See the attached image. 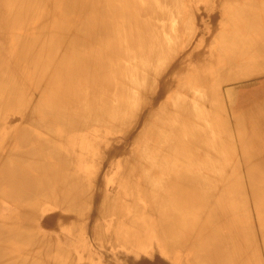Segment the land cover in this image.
I'll return each mask as SVG.
<instances>
[{
  "label": "bare ground",
  "instance_id": "1",
  "mask_svg": "<svg viewBox=\"0 0 264 264\" xmlns=\"http://www.w3.org/2000/svg\"><path fill=\"white\" fill-rule=\"evenodd\" d=\"M247 1L172 111L189 0H0V264H264V146L240 138L249 119L263 138L264 101L232 120L242 156L226 112L264 95V0Z\"/></svg>",
  "mask_w": 264,
  "mask_h": 264
},
{
  "label": "rangeland",
  "instance_id": "2",
  "mask_svg": "<svg viewBox=\"0 0 264 264\" xmlns=\"http://www.w3.org/2000/svg\"><path fill=\"white\" fill-rule=\"evenodd\" d=\"M210 2H211V4L210 5H205V2L203 3L202 2V0H197V2L195 1V0H189V2H191L192 3V5L190 6V7H193L192 9L190 8V7H186L187 9V13H190L191 14V12H192V10L194 11V13L192 12V14L194 15H192L193 17V27L195 28L193 31L195 32V33H193V35H192V37H191V41H190V43L189 44H187V43H183V45H182V43L180 44V47H179V50H178V53H177V55L176 56H178V55H180V56H178V57H176L175 58V60L176 59H179V60H181V61H183V68L181 69V72H179V74H177V73H175V71L173 72V73H171L172 72V70H168L167 71V73H169V74H167V78L169 79V83H171L172 81V83L174 84L172 87H171V84H168V86H169V89L170 90H168L167 91V93H166V96L167 97H165L164 99H163V102H165L164 104L167 106V107H169L168 109L170 110H172V111H174V105L172 104V106H171V98H172V96H173V94H175L176 92H183L184 91V93H185V89L187 90V93H188V91H189V93H191L192 92V90L191 89H189L188 87H185V86H183V84L184 83H186V82H188L189 80L188 79H190V77H188L189 75H187V74H194V73H197V74H199V72H197V69H196V66H194V65H197V64H195V61H193L194 59V55H192L194 52H196V51H202V52H204L205 54H208V53H210V49L212 48V46L214 47V45H213V43L215 44V42H214V40H215V38L214 37H216V34L218 33V31H221V27H224V29H225V31H228L227 29H229V31L230 30H232L231 28L233 27V25H232V19H233V10H235V8L236 7H238V6H236V4L237 5H243V4H245V3H247V2H245V3H243L245 0H209ZM243 1V2H242ZM250 1V0H249ZM256 1H258L260 4H262V2H263V0H256ZM237 2V3H236ZM240 2H242V4L240 3ZM194 5V6H193ZM195 5L196 6H198V7H195ZM205 5V6H204ZM229 5V6H228ZM230 5H233V7H231L230 8ZM211 6V7H210ZM213 6H214V8H213ZM227 6H228V8H227ZM194 7H195V9L196 10H198L199 8V10L198 11H195V9H194ZM201 7H205V8H201ZM208 7H210L209 9H208ZM234 8V9H233ZM217 9V11L216 12H214L215 10ZM203 10V11H202ZM202 12V14H200L201 12ZM195 12H197V15H196V13ZM200 12V13H199ZM204 13V14H203ZM199 14V15H198ZM201 15V16H200ZM203 15V16H202ZM211 15H215V17L214 16H211ZM198 16V17H197ZM200 16V17H199ZM229 16V17H228ZM205 18V19H203V18ZM212 17H213V19H212ZM262 17V16H261ZM196 18H198L197 20H195ZM200 18H202V19H200ZM214 18H217V19H214ZM263 18H264V15H263ZM209 19V20H208ZM213 21H212V20ZM207 20V21H206ZM216 20V21H215ZM225 20H226V22H225ZM227 20H228V22H227ZM229 20H230V22H229ZM264 20V19H263ZM195 21V22H194ZM211 21H212V23H211ZM194 23H195V25H194ZM214 23V24H213ZM225 23H227V24H225ZM231 25H230V24ZM215 25V26H214ZM223 25V26H222ZM204 26V27H203ZM214 27V28H213ZM229 27V28H228ZM213 28V29H212ZM223 29V30H224ZM211 31V32H209V31ZM213 30V31H212ZM198 31V32H197ZM207 31V32H206ZM263 31H264V29H263ZM203 32H205L204 33V35H203ZM217 32V33H216ZM198 35H197V34ZM210 33V34H209ZM213 33V34H212ZM212 34V35H211ZM214 34H215V36H214ZM264 32L262 33V34H259V35H257V34H254L255 35V37H254V39L256 38V42H259V43H264ZM196 35V36H195ZM202 35H203V37H202ZM207 35V36H206ZM209 36V37H208ZM210 36H211V38H210ZM257 37H260V38H257ZM206 38V39H205ZM209 38V39H208ZM214 38V39H213ZM185 39V40H184ZM212 39H213V41H212ZM258 39V40H257ZM183 41H186V36H185V34H183V39H182ZM196 40V41H195ZM206 40H207V43H205L206 42ZM261 40V41H260ZM198 41H200V42H198ZM193 42V43H192ZM194 44V45H193ZM202 44V45H201ZM182 45V46H181ZM188 46V47H187ZM192 46H193V48H192ZM202 46H204V47H201ZM188 49H187V48ZM190 47V48H189ZM199 47V48H198ZM198 48V49H197ZM204 48V49H203ZM184 50H186L185 52H187V51H189V50H192V52L190 53V55H186L185 54V52H184ZM195 50V51H194ZM212 50V49H211ZM194 51V52H193ZM208 52V53H207ZM182 53V54H181ZM214 52L213 51H211V54H213ZM210 54V56H208V58L210 57L211 58V56H213V55H211ZM182 56V57H181ZM239 56L240 55H235V57H238L239 58ZM229 57L230 58H233V56L232 55H230L229 54ZM248 57H250V56H248ZM182 58V59H181ZM240 58H241V56H240ZM260 58H263L264 59V51H263V54H262V56L260 57ZM190 60V62H188ZM175 62V61H174ZM190 63V64H189ZM188 68H187V67ZM194 67V68H193ZM173 68V67H172ZM171 68V69H172ZM196 69V71H193V70H195ZM192 71V72H191ZM194 72V73H193ZM174 75V76H170V75ZM197 74H195V75H197ZM183 75H187L186 77L184 76L183 77ZM182 76V77H181ZM174 77H178V78H174ZM171 78V79H170ZM165 79V78H164ZM171 80V81H170ZM185 80V81H184ZM174 81H175V83H174ZM183 81V82H182ZM176 85H178V86H176ZM172 88H173V90H172ZM182 90H181V89ZM183 88H184V90H183ZM180 90V91H178V90ZM172 90V91H171ZM169 91H171V92H169ZM191 91V92H190ZM169 93V94H168ZM262 96V95H261ZM260 96V97H261ZM259 97V99L257 100V101H255L254 103L255 104H253V103H251L250 102V104L248 103V105H245V107H243L242 108V110H233V113L231 114V112L232 111H230V114H229V112L226 110V112L228 113V116H230L229 118H228V120L230 119V122H232L231 123V129L233 130V133L231 134L232 136L234 135V137H235V139L233 138V143H231L229 146H235V150H232L231 151V154H233V155H237V153H238V156H242V147H244L243 146V140L246 138V136L247 135H249L250 134V132L252 133V135H249L250 137L252 136V139H258L259 141H257V142H252V139L251 138H249V140L251 139V144H254V145H262V146H264V134H263V138H261L259 135V133H257V132H259V131H261V129L259 128V130L257 129V127H259V126H257V125H259V122H258V124H257V122L255 121V119H254V121L253 122H255L256 123V129H255V126L253 125L252 127H251V125H250V122H251V124H255V123H253L252 122V120H247V127H248V130H247V132L245 131L244 132V135L242 136V137H240V138H243V140L242 139H240V140H242L241 142H243L242 144H241V142H238L239 141V138H237V135H238V137L239 136H241L242 135V133H241V135H240V133H239V130H242V128L240 129V127H238L239 129H237V127H234V126H236V125H234V123H235V120L234 121H232L233 120V118H234V116H235V114L239 111V113H242V112H246L247 113V111H248V114H250V113H252L253 111H254V109L253 108H255L256 106H257V104L259 103H261L262 101H264V95H263V97H261L260 98ZM168 102V103H167ZM169 103H170V105H169ZM253 105V106H252ZM253 110V111H252ZM242 111V112H241ZM257 113H254L253 112V114H257V115H259V114H261L262 115V113H258V110L256 111ZM263 114H264V111H263ZM221 115H224V114H222L221 113ZM233 115V116H232ZM238 115V114H237ZM9 124V125H8ZM248 124H249V126H248ZM16 125H18V123H17V121H14V122H12V123H7V124H5L3 127L4 128H6L7 129V131L8 130H10L11 128H15L16 127ZM250 127V128H249ZM260 127H262V124L260 125ZM263 127H264V122H263ZM216 128V130H220V125H218V126H216L215 127ZM245 128V127H244ZM243 128V129H244ZM237 129V130H236ZM264 129V128H263ZM244 130H246V129H244ZM236 131H238V132H236ZM248 131H250V132H248ZM257 131V132H256ZM219 133V134H218ZM236 133H238V134H236ZM246 133H248V134H246ZM256 133V134H255ZM218 134V136H216ZM217 134H215L214 136H216L215 138H220V136H221V133L220 132H217ZM220 135V136H219ZM230 135V134H229ZM228 135V137H230L231 138V135L229 136ZM222 136H225V135H223L222 134ZM245 136V137H244ZM226 137H227V135H226ZM248 137V136H247ZM213 137H211V139H212ZM232 138H231V140H232ZM229 139V138H228ZM216 140V142H218L217 141V139H215ZM230 140V139H229ZM234 140H235V142H236V145L234 144L235 142H234ZM211 141V140H210ZM245 141V140H244ZM248 141V140H247ZM212 143H214V142H212ZM246 144H248L247 142H245ZM245 143H244V145H245ZM216 144H218V143H214L213 145H215V146H217ZM223 144V143H222ZM221 145V144H220ZM223 145H225V143L223 144ZM226 145H228V142L226 143ZM241 145H242V147H241ZM219 146V145H218ZM242 148V149H241ZM236 149H237V153H236ZM241 149V150H240ZM223 152H224V150H223ZM225 153V152H224ZM203 154H204V150H203ZM225 154H228V151L226 150V153ZM233 160H235V159H233ZM227 170H230V168H228L227 167ZM254 209V208H253ZM254 216L256 217V215H253L252 217H253V219L255 220V218H254ZM255 225H257L256 223H255ZM258 232V231H257ZM261 235V234H260ZM262 236V235H261ZM260 251V250H259Z\"/></svg>",
  "mask_w": 264,
  "mask_h": 264
},
{
  "label": "crops",
  "instance_id": "3",
  "mask_svg": "<svg viewBox=\"0 0 264 264\" xmlns=\"http://www.w3.org/2000/svg\"><path fill=\"white\" fill-rule=\"evenodd\" d=\"M93 207H94V209L97 208L96 205H94ZM182 235L187 236V234H182ZM241 235H242V237H241V238H242V241H246V242H247V240H248L247 238L251 237V236L247 237V235H245V234H241ZM249 235H250V234H249ZM251 235H252V234H251ZM254 236H255V239H254V238H251V240H250V238H249L250 245H251V242H252V241L254 242V240H255V241L257 240V241H256L257 244H258V241H261V242H262V239H261L262 236H261V235L259 236V234H258L257 237H256V235L253 234V237H254ZM258 236H259V237H258ZM258 238H259L260 240H258ZM249 242H247V244H248ZM254 243H255V242H254ZM259 243H260V242H259ZM252 244H253V243H252ZM253 245H255V244H253ZM260 247H261V248H260ZM260 247H259V248H260L261 250H263V249H262V247H263V246H262V243H260ZM251 248L254 249L255 247H251ZM251 248H250V249H251ZM253 249H252V250H253ZM256 250H257V248H256ZM256 250H255V252H252V251H250V250L247 252V255H249V257H246V258H248V260L246 259V261H245L246 264H249V263H250V264H255V262H258V260L260 261V259H258V258H260V255L257 254L258 251L256 252ZM251 253H252V254H253V253H256V256H254L253 258H251V257L253 256ZM260 253H262V252L260 251ZM184 254H186L187 257H190V256L192 255V250H191V252H190V249H186V250L183 251L182 255H184ZM177 255H178V254H177ZM247 255H246V256H247ZM257 255H259L258 258H257ZM180 257H181V256H178V258H180ZM255 257H256V258H255ZM181 259H184V258L181 257ZM252 259H253V262L255 261L254 263H252ZM261 261H262V260H261ZM247 262H248V263H247ZM243 263H244V262H241V261L238 262V264H243ZM259 263H260V262H259ZM259 263H258V264H259ZM122 264H125V263L123 262V259H122ZM171 264H172V263H171ZM176 264H177V263H176ZM178 264H183V262L180 261ZM235 264H237V262H235ZM261 264H262V262H261Z\"/></svg>",
  "mask_w": 264,
  "mask_h": 264
}]
</instances>
